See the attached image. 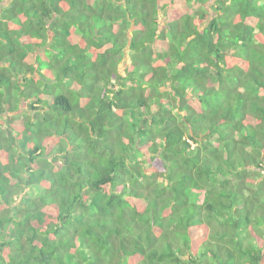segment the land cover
<instances>
[{
    "label": "trees",
    "instance_id": "1",
    "mask_svg": "<svg viewBox=\"0 0 264 264\" xmlns=\"http://www.w3.org/2000/svg\"><path fill=\"white\" fill-rule=\"evenodd\" d=\"M3 2L0 264H264V0Z\"/></svg>",
    "mask_w": 264,
    "mask_h": 264
},
{
    "label": "rangeland",
    "instance_id": "2",
    "mask_svg": "<svg viewBox=\"0 0 264 264\" xmlns=\"http://www.w3.org/2000/svg\"><path fill=\"white\" fill-rule=\"evenodd\" d=\"M4 2H3V6L8 2V1H10V0H3ZM2 5H1V7H2Z\"/></svg>",
    "mask_w": 264,
    "mask_h": 264
}]
</instances>
